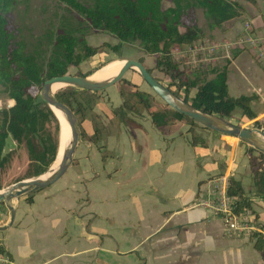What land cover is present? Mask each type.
I'll return each mask as SVG.
<instances>
[{
  "label": "crops",
  "instance_id": "crops-1",
  "mask_svg": "<svg viewBox=\"0 0 264 264\" xmlns=\"http://www.w3.org/2000/svg\"><path fill=\"white\" fill-rule=\"evenodd\" d=\"M244 15V19L253 17L251 11ZM254 16L256 19L249 21L263 35L264 17L261 13ZM234 31L236 34L232 35ZM241 32L242 25L236 24L230 26L225 37H237ZM209 33L216 35L215 31ZM231 57L220 59L218 64L224 60L231 62ZM205 62L204 58L196 63L186 61L193 68L204 67ZM249 67L252 65L246 67L244 74L231 77L229 74V92L232 97L256 96L252 105L258 114L257 121L264 122V72L257 67L253 73ZM121 103L122 100L114 108ZM127 119L133 124L126 123ZM127 119L119 121L120 131L104 150L110 155L108 159L104 160L108 155L98 151L103 171L88 179L92 187L103 184L96 185L95 215L100 216L96 228L103 229L101 234L105 238L98 237L94 264L103 263L105 253L129 264H148L144 258L147 248L157 245L165 249L166 242L173 239L167 237L172 232L178 237L174 238L178 264H184L189 257L191 264H264V249L262 252L255 249L256 240L226 234L220 216L217 218L221 224L214 222L219 225L215 227L211 225V216L215 215L193 207L208 182L216 177H233L241 182L245 192H252L246 146L233 137L204 131L201 136L206 147H195L185 126L164 133L154 127L149 116L130 115ZM109 164L112 168L106 171L105 165ZM75 165L80 162L72 166ZM75 180L57 190L36 192L32 204L26 203L27 198L17 202L13 226L0 232V244L14 264L89 263L87 251L94 242L85 239L88 224L80 217L83 213L89 215L84 205L87 200L79 195L81 190L71 192L79 184L82 186L85 179L83 182L79 175ZM54 208L61 212L58 222L49 216ZM252 216L264 228V200H254ZM78 226L84 228V233L80 234V241H73L72 234ZM73 249L78 251L72 253ZM159 261L162 260L153 264Z\"/></svg>",
  "mask_w": 264,
  "mask_h": 264
},
{
  "label": "trees",
  "instance_id": "trees-1",
  "mask_svg": "<svg viewBox=\"0 0 264 264\" xmlns=\"http://www.w3.org/2000/svg\"><path fill=\"white\" fill-rule=\"evenodd\" d=\"M56 1L65 6L67 16L63 15L52 24L31 50L22 37L15 15L20 4L27 1L0 0V94L12 101L9 108L0 111V191L4 189L2 173L10 165L15 152H5L9 139L17 148L25 147L29 159L26 174L15 184L45 174L56 161L60 124L41 98L44 83L69 75L71 69L80 68L102 53L123 59L121 49L129 44L139 43L148 57H154L155 70L170 79L168 89L197 110L229 121L240 115L248 121H255L254 128L264 127V122L257 121L258 114L252 105L256 96L230 95V61L224 66L207 64L185 70L181 68L185 60H176L174 56L184 47L205 40L206 34L197 22V12H202L211 33L216 30L225 32L230 30V22L244 16L242 2L254 5L256 0H170L172 6L169 8H164V0ZM100 33L115 38L118 43L91 46L87 37ZM43 46L46 48L42 49ZM139 61L142 63L141 59ZM147 70L152 75L153 69ZM120 84L124 85L119 91L122 103L112 113L115 118L125 122L129 115H146L161 132L174 124H185L189 126L187 133L191 145L206 147L196 131L209 130L170 109L154 92L141 91L138 85L125 79ZM193 91L196 93L190 98ZM182 93L184 97H181ZM56 96L75 113L80 127L97 102V93L73 87ZM81 97L87 105L84 108ZM240 143L246 146L252 192H245L240 181L229 177L228 196L236 214L252 215L254 200H264V154L242 141ZM33 196L27 197V204H32ZM250 238L256 240L255 249L262 252L264 238L257 235ZM0 250L5 252L2 244Z\"/></svg>",
  "mask_w": 264,
  "mask_h": 264
},
{
  "label": "rangeland",
  "instance_id": "rangeland-1",
  "mask_svg": "<svg viewBox=\"0 0 264 264\" xmlns=\"http://www.w3.org/2000/svg\"><path fill=\"white\" fill-rule=\"evenodd\" d=\"M25 2V0H21ZM27 2L25 4H20V7L17 9L15 15L17 18V25L22 29V37L27 43L29 49H34L38 45L39 40L45 35L46 31L50 29L52 24H56L58 22V19L61 17H64L63 15L67 16L64 10V5L59 3L56 0H26ZM164 8H169L172 6L170 0H164L163 2ZM245 14L249 13L251 11V17L252 18H246L244 19L245 15L241 17L240 19L232 21L229 26H235L236 24L242 25V22L244 20H251L254 21L256 18L254 14L259 15L261 13V7L259 0H256V4L251 5L245 2H242ZM250 15V14H249ZM74 16V15H73ZM76 18V16H74ZM197 22L203 32L206 34L205 40L208 41H217V40H234L236 36L231 38L232 35L236 34L232 33L231 36L225 37V34L228 33L230 30H227L225 32L216 30V35H211L208 30L207 21L204 18L201 11L197 12L196 14ZM261 24V23H260ZM236 29V28H235ZM10 30H13L10 29ZM225 37V38H224ZM237 38V37H236ZM88 43L95 47L100 46L103 43H109L111 45H116L118 41L107 35V34H95L87 37ZM46 46H43L42 49H45ZM241 51V53L239 52ZM247 53H244L246 52ZM121 55L123 59H120L119 56L113 55V54H106L102 53L96 56L95 58L91 59L90 61L84 63L80 68H74L69 71L70 76H84L89 75L96 70L100 69L102 66H105L106 64H109L112 61H139L141 59L143 65L148 69H153L152 76L155 77L159 82L165 86H170V79L166 77L163 73H161L158 70H155V58L154 57H148L141 49L139 43L129 44L125 45L121 49ZM175 59L179 60L178 57L174 54ZM231 65L229 67V74L230 77L232 75H238L241 72L244 74L245 69L248 65H252L251 72L257 71L255 68H259V70L264 72V67L258 63L256 57L253 55L251 50H239L235 49L232 52L231 55ZM230 60H224L220 66H224L225 63H227ZM189 65L186 63V61L182 62L181 68L185 70H190ZM96 69V70H95ZM253 69V70H252ZM95 70V71H94ZM126 81H130L132 84L138 85V88L141 91H145L147 93H153L150 87L146 84V82L141 78L140 74L137 71H130L125 76ZM126 87V86H125ZM124 88V85L118 83L115 86L97 93V102L93 108L92 111H90L87 114L86 120L82 127H80L81 131V142L79 143L77 153L75 156V162H80V165L77 166H71L67 173L54 185L51 187L45 188L43 190H40L37 192L45 193V191H53L57 190V187H62L66 183H70L71 181L75 183V179L78 178L80 175L82 177V180L85 182L81 186L79 184L78 187L75 188V190H72L71 192L81 190L82 193L79 194L81 196H84L87 200V202L84 203L85 209H87V214L84 216L83 214L80 215L81 219H84V221L88 224V237H85L86 240H88L89 243L94 242V244L90 245V248L88 249V264H94V251H97L96 244L99 243L98 237L103 236V229L102 228H96L97 225L100 224V221L97 220V217H100L99 215L96 216L95 213L98 211L97 208V199H96V185L98 187H101L102 183H97L92 187L91 183H88V179H90L93 176H97L98 173H101L103 171V163H102V156L99 152L105 153V155H108L107 158L103 156L104 160L108 159L110 156L105 152L104 150L107 148L108 145L111 144V140L113 135H116L120 131V124L119 121H121L118 118H115L113 116L114 111V105L117 102L121 101L119 91ZM69 89V86H64L60 91H58L56 94H60L61 92ZM174 90H176L174 88ZM245 92V91H244ZM196 91H193L191 93L190 98H193ZM246 94V93H244ZM181 97L183 96V93L181 94ZM161 102V100L159 99ZM81 105L86 107V103L83 101L82 97L80 98ZM12 101L8 99L7 96L4 94H0V111L6 108H9L12 104ZM163 103V102H162ZM130 116V115H129ZM114 117V118H113ZM231 123L246 127L249 129L254 128V121H248L244 118H242L240 115L235 116V118L230 120ZM129 125H132L133 122L127 119V122ZM177 126H185L186 128H189V126L185 124H174L171 127H168L165 129L164 133L168 132L169 130L174 132L177 130ZM264 131V127L261 129ZM205 130H197L196 133H198L201 136H204L205 133H203ZM202 137V136H201ZM205 141V140H204ZM138 144V143H137ZM90 148V151H87V148ZM195 147H201V146H195ZM10 151H15L13 154V158L11 160L10 165L7 167V169L4 170L2 173V185L4 186V189L2 191L7 190L11 186L15 184L16 181L23 178L24 175L27 172L29 159H28V153L25 147L17 148V145L9 141L6 147V153ZM103 151V152H102ZM73 163V165H74ZM121 163H115V165L120 166ZM106 171L112 168V165H105ZM91 170V171H90ZM73 179V180H72ZM87 181V182H86ZM78 184V183H77ZM87 184L86 186H84ZM88 187V188H87ZM87 189V190H86ZM36 193V194H37ZM35 194V193H33ZM76 194V193H75ZM32 195V194H30ZM30 195L23 196L21 199H25L29 197ZM41 199V196H39ZM59 199H56V202ZM90 202V203H89ZM55 209V208H54ZM51 219H56V221H59V218H61V212L58 209H55L53 211V215H49ZM83 216V217H82ZM212 220V226H219L217 224H213L214 222H218L221 224V220L217 218V216H211ZM10 219V212L7 209L6 205L0 206V226H5L8 224ZM84 233V228L82 226H78L72 234L73 241H80V234ZM66 235V234H64ZM167 235V234H166ZM168 238H173L167 241V245L165 249H162V247L157 248V245H153L150 249L147 248V251H145V257L146 261H148V264H153L155 260H162L157 262V264H178L177 261V250L175 249V239L178 238L177 234L175 232H172L167 236ZM234 237V236H230ZM242 237V236H238ZM104 236L101 238V240H104ZM160 243H165V241H162ZM105 250L108 251L109 249L105 247ZM78 250L72 251V253H76ZM77 256L73 257L76 258ZM123 257V256H122ZM145 262V261H144ZM184 264H191V258L189 257L188 260L183 261ZM101 264H129L127 261H119L115 257L111 258V256L104 254L103 257V263Z\"/></svg>",
  "mask_w": 264,
  "mask_h": 264
},
{
  "label": "water",
  "instance_id": "water-1",
  "mask_svg": "<svg viewBox=\"0 0 264 264\" xmlns=\"http://www.w3.org/2000/svg\"><path fill=\"white\" fill-rule=\"evenodd\" d=\"M121 62H123L124 65L118 75L106 81H93L92 76L94 73L107 67L108 64L98 69L89 77L65 75L63 77L50 79L44 83L41 90L42 100L50 107L51 110L56 109L61 114L69 127L70 134H66L63 122L60 118L56 117L60 124V146L56 161L50 170L39 177L18 182L7 190L0 191V203L5 204L10 212V222L5 226H0V232H4L13 226L16 218V205L23 196L51 187L67 173L69 168L74 163L75 155L79 143L81 142L80 124L75 113L67 105L61 103L56 94H53L52 88L57 84H62L64 86L73 87L91 93H100L120 83L123 79H125L128 72L137 71L141 78L150 87L152 92H154L160 100L173 111L193 120L206 130L220 135L233 137L242 141L250 148L264 154L263 130L238 126L217 115L197 110L190 103L185 102L182 98H179L172 93L167 87L163 86L148 72L147 68L140 63V61L128 60ZM9 141L12 140L9 139L7 144ZM60 155H62V159L56 170H53Z\"/></svg>",
  "mask_w": 264,
  "mask_h": 264
},
{
  "label": "built area",
  "instance_id": "built-area-1",
  "mask_svg": "<svg viewBox=\"0 0 264 264\" xmlns=\"http://www.w3.org/2000/svg\"><path fill=\"white\" fill-rule=\"evenodd\" d=\"M261 14L264 17V0H259ZM235 49L251 50L258 63L264 66V34H258L253 22L242 23V32L234 40H203L186 46L174 54L178 59L193 63L204 58L205 65H216L220 59H230ZM229 178L220 176L211 179L200 193L193 207L207 210L220 216L226 234L237 236H260L264 238V228L252 215H238L234 212L233 202L228 196ZM0 264H14L7 253L0 250Z\"/></svg>",
  "mask_w": 264,
  "mask_h": 264
},
{
  "label": "bare ground",
  "instance_id": "bare-ground-1",
  "mask_svg": "<svg viewBox=\"0 0 264 264\" xmlns=\"http://www.w3.org/2000/svg\"><path fill=\"white\" fill-rule=\"evenodd\" d=\"M124 63L121 61H112L108 64L107 67H105L104 69L94 73V75L92 76V80L93 81H97V82H102V81H106L109 80L115 76L118 75V73L120 72V70L122 69ZM64 87V85L62 84H57L55 86H53L52 88V92L53 94H56L58 91H60L62 88ZM53 114L55 115V117H58L61 119V121L63 122V126L65 129V132L67 135L70 134L69 132V127L67 126V123L65 122V120L63 119V117L61 116V114L56 110H52ZM62 159V155L59 156L56 164L54 165L53 170H56V168L58 167L60 161Z\"/></svg>",
  "mask_w": 264,
  "mask_h": 264
}]
</instances>
